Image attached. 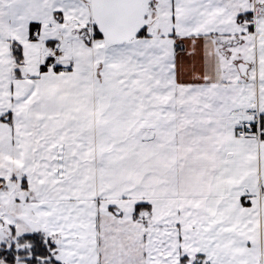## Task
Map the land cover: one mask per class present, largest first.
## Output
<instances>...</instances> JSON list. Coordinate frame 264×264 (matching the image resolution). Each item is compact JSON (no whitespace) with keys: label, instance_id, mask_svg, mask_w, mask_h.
<instances>
[{"label":"snow or ice","instance_id":"obj_1","mask_svg":"<svg viewBox=\"0 0 264 264\" xmlns=\"http://www.w3.org/2000/svg\"><path fill=\"white\" fill-rule=\"evenodd\" d=\"M0 264H264V0H0Z\"/></svg>","mask_w":264,"mask_h":264}]
</instances>
